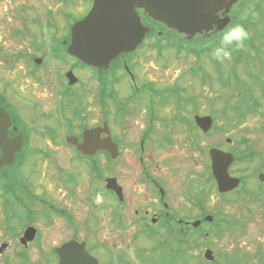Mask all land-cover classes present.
Instances as JSON below:
<instances>
[{
	"label": "flooded vegetation",
	"instance_id": "1",
	"mask_svg": "<svg viewBox=\"0 0 264 264\" xmlns=\"http://www.w3.org/2000/svg\"><path fill=\"white\" fill-rule=\"evenodd\" d=\"M72 1L59 2L62 16L57 20L66 21L63 27L48 21L58 32H67L62 35L65 38H57L61 41L59 51L72 58L67 61L70 66L47 82L39 68L45 66L49 72L50 61L38 64L35 55L33 60L28 58L31 66L20 76L21 80L34 77L33 85L14 84L7 75L0 76V108L4 110L0 109V123L7 133L2 145L12 146L14 138H22L14 162L0 166V264H140L143 253L148 255L144 257H164L174 245H195L197 239L210 234L212 229L204 228L212 224L206 220L208 212L232 193L256 204L248 214L260 217L259 224L264 219V139L255 141L248 125L238 122L264 113L263 50L245 41L256 47L254 56L247 55L248 65L259 59L257 68L247 70L250 79L259 81L248 86L247 93L231 89L222 94L217 78L211 77L218 93L208 99L212 110L205 113L200 107L205 98L188 107L191 95L179 98L176 90L142 91L145 86L156 87L141 82L135 52L123 53L109 67L100 68L69 54L72 24L86 15L93 3L85 0L89 5L84 9L82 0H77V15H73L66 8ZM233 10L230 16L235 19ZM46 14L49 19L53 16L51 10ZM142 17L151 30L160 25L149 24ZM215 34L219 33L214 30L203 35ZM262 34L264 43V29ZM52 47L57 53L56 46ZM205 52L193 55L197 58L193 73L203 75ZM55 58L66 61L58 55ZM82 68L91 70L85 80L78 75ZM124 81L131 85L126 87ZM45 92L53 97L52 102ZM219 98L225 101L223 107H217ZM231 109L237 118L233 129L246 132L237 138L217 124V113L226 116ZM209 115L214 123L205 130L198 118ZM47 116L51 118L48 121ZM213 148L235 157L229 173L241 179L238 188L219 190L210 155ZM3 154L0 146V157ZM40 162L44 168L36 171ZM24 164L26 169L18 173ZM218 220L215 232L224 230L223 224L229 227L233 223ZM103 223L117 234L98 235ZM154 226L164 232L156 233ZM126 227L140 229L147 236L124 235ZM151 240L154 244L146 254L142 246Z\"/></svg>",
	"mask_w": 264,
	"mask_h": 264
},
{
	"label": "rangeland",
	"instance_id": "2",
	"mask_svg": "<svg viewBox=\"0 0 264 264\" xmlns=\"http://www.w3.org/2000/svg\"><path fill=\"white\" fill-rule=\"evenodd\" d=\"M248 1H246L245 10L240 15L237 12V8L243 0L233 7L234 10L232 12L235 19L229 26L237 23L248 24V28L253 36V44L264 52V43L258 34V31L264 29V19H260L264 18V8L263 5H260L261 13L255 11V6ZM59 2L60 0H0V50H3L0 52V76L7 75V78L14 84L29 82V86L33 85L34 77L24 76V79L21 80L20 76L26 73L28 66H31L28 64V58L35 55L38 58L39 56L43 57L41 64L50 61L48 62L49 72L46 71L45 66L39 68L42 70L39 74L47 78V82L54 80L55 77H58V74L60 75L70 66L71 62L67 63V61L72 60V58L59 51L61 50V41L57 37L67 33L66 30L65 32H58L56 29L57 25L58 27H63L66 23L63 18L57 20L58 16H62ZM76 2L77 0H73L69 5H66V8L73 15H77L74 10ZM80 4L84 9L89 5L88 1L85 0L80 1ZM49 10L53 13L50 19L46 14ZM48 21H51L56 27L49 26L50 22ZM17 30H22L20 35L17 34ZM173 37L176 41L182 38L177 34H174ZM173 37L171 38L174 40ZM216 38H218V35L215 34L206 39H202L200 36L193 37L189 43L183 40L187 45L200 44L212 47L210 51L205 52V70L203 75H199L197 72L193 73L192 71V68H195L197 65V58L193 56L194 54L190 52L176 54L174 49L166 47L160 49L161 52H158L157 49L152 48L153 44L158 42L157 37L148 35L143 41L142 47L134 55L135 69L140 76L141 82H155L156 88L166 92H168V89L178 88L179 98L187 97L188 95L193 97L190 104L188 103V107L200 104L205 98L206 102L200 106L206 111L205 113L212 110L209 107L210 101L208 99H213L214 94L218 93V90L214 89L215 81L212 82L211 77L212 79L217 78L219 82L217 84H220V92L222 94H227L231 89L235 90V92L241 91L247 93L248 86L259 82L247 76V70L249 68H257L258 66L255 67V63L259 64V59H253L252 63L248 65L249 60L247 55L254 56L256 47H250L244 42V46L241 48L242 52L232 50V59L220 63L211 57V51L216 47ZM160 43L165 45L167 39H162ZM51 45L56 46L57 53L52 51L53 47ZM259 54H262V52ZM57 55L66 61L56 59ZM22 56L23 58H21ZM90 71L88 68H82V72H78V75H80V78L84 77L85 80ZM47 82L45 85H47ZM124 83L126 87H128V83L130 84L129 81H124ZM141 90L148 92L151 91V88L145 86ZM28 93L30 94L31 91ZM44 94L49 97L48 101L52 102L53 97L47 92ZM260 100L262 101V98ZM216 102L217 107H223L225 103L224 99L221 98L217 99ZM113 109L111 107V116L114 115ZM47 115H50V112H47ZM217 115L219 116L217 124L224 126L222 128H228L226 129L229 131L227 135L237 138L239 134L246 133L243 129L242 131H235L233 129L232 126L236 124L237 118L234 116L232 109L227 112L226 116H223L222 113H217ZM50 119L48 116L45 117L46 121ZM40 123H43V121ZM238 123L248 125L246 129L251 130L250 132L255 141L264 139V113L251 114L243 122ZM244 165L246 164L243 163L242 166ZM42 167L44 168V163L40 162L36 171L39 168L42 170ZM25 169L26 165L24 164L18 173H22ZM250 202L238 193L223 196L217 202L219 207L208 212L215 216V219L212 220L214 224L208 223L204 225L207 231L212 229V232L205 235L204 238L197 239L198 244L193 245V242H191L183 246L174 245L173 249L170 248V252H166L164 257L160 256V254L152 255V258L144 257L148 255L143 253L140 264H248L249 261L252 264H261L264 262V219L258 224L260 217L255 214L251 216L248 214V210L256 205L254 202ZM249 216L251 221H249ZM216 218H220L221 220L225 218L229 219V222H233L229 227H227L228 224H223L224 230H217L218 236L212 228L215 227ZM107 225L109 224L103 223L101 227ZM153 230H156V233L157 231L160 233L164 232L163 228H155V226ZM108 232L111 235L117 234L115 229H109V227H103L101 233L97 234L105 235ZM122 232L124 235H146L141 233L140 229L128 227L122 229ZM153 244L154 240H151L148 244L142 246V248L146 249V254H150L149 249ZM207 248L213 250L215 256L213 260L206 258L205 252ZM246 255H249V257Z\"/></svg>",
	"mask_w": 264,
	"mask_h": 264
},
{
	"label": "water",
	"instance_id": "3",
	"mask_svg": "<svg viewBox=\"0 0 264 264\" xmlns=\"http://www.w3.org/2000/svg\"><path fill=\"white\" fill-rule=\"evenodd\" d=\"M238 0H94L93 6L83 19L72 27L71 41L68 52L81 61L94 67H108L119 55L132 52L143 42L149 27L146 26L139 14L143 9L154 20L164 23L169 28L193 36L210 32L214 28L223 30L231 21L228 15L232 6ZM224 11L222 18L217 12ZM37 63L42 59L37 58ZM75 79H71L74 82ZM4 111L2 108H0ZM1 121V113H0ZM198 122L208 130L212 117L198 118ZM10 123V117L7 119ZM92 132H87L91 134ZM6 130L0 123V146L4 154L0 157V166L11 164L15 152L21 149L22 138H14L12 146L2 145L6 140ZM213 174L218 181L219 190L228 192L240 185V179L229 173V165L234 156L213 148L210 151ZM213 220L212 216L206 217ZM205 256L213 260V251L206 249Z\"/></svg>",
	"mask_w": 264,
	"mask_h": 264
},
{
	"label": "clouds",
	"instance_id": "4",
	"mask_svg": "<svg viewBox=\"0 0 264 264\" xmlns=\"http://www.w3.org/2000/svg\"><path fill=\"white\" fill-rule=\"evenodd\" d=\"M217 17L222 18L223 13L217 12ZM250 38L248 30L242 24H234L226 28L221 37V44L211 51L212 59L224 63L232 59V50L240 49L244 42Z\"/></svg>",
	"mask_w": 264,
	"mask_h": 264
},
{
	"label": "trees",
	"instance_id": "5",
	"mask_svg": "<svg viewBox=\"0 0 264 264\" xmlns=\"http://www.w3.org/2000/svg\"><path fill=\"white\" fill-rule=\"evenodd\" d=\"M253 2L255 3V6H256V10L255 11H258V12H260L261 13V9H260V5L264 2V0H253ZM246 27V29H248V27L247 26H245ZM262 34V33H261ZM164 37H167L168 39H169V43L171 44V45H173V46H178V45H180L181 44V42L180 41H173L172 39H171V36H169V35H167V32H164ZM220 44H221V40L220 41H216V46H220ZM205 49H209L210 50V47H207V46H205L204 47ZM215 234L217 235V232H215ZM176 253V252H175ZM178 257V256H177ZM176 257V258H177ZM208 263V262H207ZM212 264H214V263H212ZM261 264H264V262H262Z\"/></svg>",
	"mask_w": 264,
	"mask_h": 264
},
{
	"label": "bare ground",
	"instance_id": "6",
	"mask_svg": "<svg viewBox=\"0 0 264 264\" xmlns=\"http://www.w3.org/2000/svg\"><path fill=\"white\" fill-rule=\"evenodd\" d=\"M156 32H157V30H151V29H149V31L147 32V34H146L144 40L146 39V37H147L148 35H154ZM144 40H143V41H144ZM13 162H14V160H13ZM13 162H12V163H13ZM12 163H11V164H12Z\"/></svg>",
	"mask_w": 264,
	"mask_h": 264
}]
</instances>
